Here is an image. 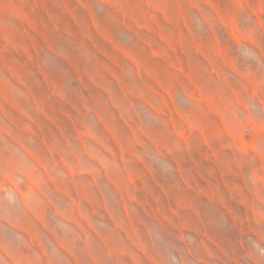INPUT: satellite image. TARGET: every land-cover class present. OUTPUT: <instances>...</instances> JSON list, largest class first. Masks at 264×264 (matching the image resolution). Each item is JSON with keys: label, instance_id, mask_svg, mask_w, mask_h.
<instances>
[{"label": "rangeland", "instance_id": "374dc122", "mask_svg": "<svg viewBox=\"0 0 264 264\" xmlns=\"http://www.w3.org/2000/svg\"><path fill=\"white\" fill-rule=\"evenodd\" d=\"M5 121L92 168L93 264H223L235 237L264 264V0H0ZM38 242L31 264H67Z\"/></svg>", "mask_w": 264, "mask_h": 264}, {"label": "crops", "instance_id": "0c3cea01", "mask_svg": "<svg viewBox=\"0 0 264 264\" xmlns=\"http://www.w3.org/2000/svg\"><path fill=\"white\" fill-rule=\"evenodd\" d=\"M25 130L32 132L27 127ZM35 136L45 142L43 135L37 133ZM31 140L35 141V137L15 134L9 121L0 123V247L22 264H31L30 246L39 245L38 239L42 237L53 238L66 250L63 252L65 256L62 251L61 255L67 264H93L94 232L101 240V250L110 253L111 245L94 223L92 168L46 165L39 150L30 144ZM15 141L19 145L15 146ZM55 172L68 174L70 182L65 183L62 178L51 179L54 187L46 189L43 185L46 180L41 183L39 178L31 177ZM74 174H85L86 181H74ZM13 175H21V179L28 182L15 185ZM98 188L101 187L98 185ZM11 237H16L17 241L10 240ZM77 244L81 245L80 250ZM220 248L225 256L220 259L223 264H263L261 256L249 246L239 247L236 237L229 249L225 246Z\"/></svg>", "mask_w": 264, "mask_h": 264}]
</instances>
